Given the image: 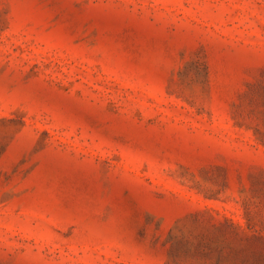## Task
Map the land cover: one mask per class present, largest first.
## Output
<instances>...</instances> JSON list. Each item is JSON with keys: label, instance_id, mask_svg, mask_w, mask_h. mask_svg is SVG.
Returning <instances> with one entry per match:
<instances>
[{"label": "rangeland", "instance_id": "obj_1", "mask_svg": "<svg viewBox=\"0 0 264 264\" xmlns=\"http://www.w3.org/2000/svg\"><path fill=\"white\" fill-rule=\"evenodd\" d=\"M0 264H264V0H0Z\"/></svg>", "mask_w": 264, "mask_h": 264}]
</instances>
